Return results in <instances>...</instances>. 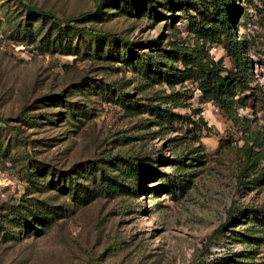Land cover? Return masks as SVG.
Returning a JSON list of instances; mask_svg holds the SVG:
<instances>
[{
  "label": "rangeland",
  "instance_id": "rangeland-1",
  "mask_svg": "<svg viewBox=\"0 0 264 264\" xmlns=\"http://www.w3.org/2000/svg\"><path fill=\"white\" fill-rule=\"evenodd\" d=\"M230 1L264 95V0ZM198 8L0 0V264H264V102L165 79L173 50L231 67Z\"/></svg>",
  "mask_w": 264,
  "mask_h": 264
},
{
  "label": "trees",
  "instance_id": "trees-1",
  "mask_svg": "<svg viewBox=\"0 0 264 264\" xmlns=\"http://www.w3.org/2000/svg\"><path fill=\"white\" fill-rule=\"evenodd\" d=\"M219 0H199L200 8L197 16L187 15V20L194 31L211 33L217 26L220 35L217 39L223 44L230 60L231 67L226 68L214 64L205 65L192 54L178 50L170 51V65L180 63L183 70H176L172 74L173 68L165 71V79L168 75L176 77L177 80L193 78L198 82L201 96L205 101L212 103L224 115L233 117V112L237 108H244L253 102L260 104L264 102V95L258 84H254L253 67L251 61L244 53V41L232 38V33L239 7L227 1L219 3ZM88 15V14H87ZM91 14L90 16H92ZM49 17L48 15H44ZM83 17V16H82ZM196 18L198 20H196ZM56 26L61 25L59 20L52 21ZM93 32V30H89ZM121 41V40H120ZM176 80V81H177ZM126 107L132 105L127 103Z\"/></svg>",
  "mask_w": 264,
  "mask_h": 264
}]
</instances>
